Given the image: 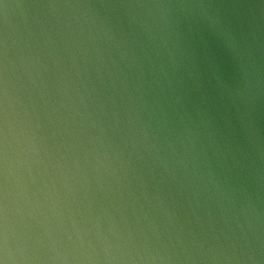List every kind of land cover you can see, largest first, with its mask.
<instances>
[{
    "label": "water",
    "instance_id": "obj_1",
    "mask_svg": "<svg viewBox=\"0 0 264 264\" xmlns=\"http://www.w3.org/2000/svg\"><path fill=\"white\" fill-rule=\"evenodd\" d=\"M0 264H264V0H0Z\"/></svg>",
    "mask_w": 264,
    "mask_h": 264
}]
</instances>
